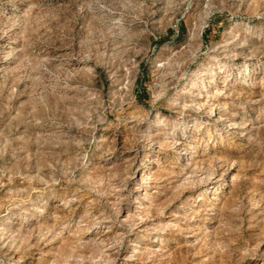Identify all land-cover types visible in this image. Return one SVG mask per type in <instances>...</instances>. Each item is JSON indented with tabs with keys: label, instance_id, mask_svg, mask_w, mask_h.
Wrapping results in <instances>:
<instances>
[{
	"label": "rangeland",
	"instance_id": "rangeland-1",
	"mask_svg": "<svg viewBox=\"0 0 264 264\" xmlns=\"http://www.w3.org/2000/svg\"><path fill=\"white\" fill-rule=\"evenodd\" d=\"M0 264H264V0H0Z\"/></svg>",
	"mask_w": 264,
	"mask_h": 264
}]
</instances>
